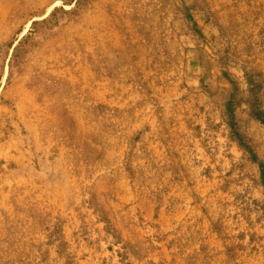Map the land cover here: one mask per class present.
<instances>
[{
  "label": "rangeland",
  "instance_id": "1",
  "mask_svg": "<svg viewBox=\"0 0 264 264\" xmlns=\"http://www.w3.org/2000/svg\"><path fill=\"white\" fill-rule=\"evenodd\" d=\"M243 1L0 0V264H264Z\"/></svg>",
  "mask_w": 264,
  "mask_h": 264
},
{
  "label": "crops",
  "instance_id": "2",
  "mask_svg": "<svg viewBox=\"0 0 264 264\" xmlns=\"http://www.w3.org/2000/svg\"><path fill=\"white\" fill-rule=\"evenodd\" d=\"M242 4H249V0H245L243 2H241ZM241 10H237V20H236V25H235V29L237 30L238 37H240L241 33L243 32V30H248V31H254L255 30V6H251L250 8H241ZM239 14H243V15H250L249 17H247V21H246V26H245V18H240ZM241 46L237 45L236 48V56L237 57H241L242 56V51H241ZM254 50H252L251 53H253ZM260 175H261V179L264 183V166H261V170H260Z\"/></svg>",
  "mask_w": 264,
  "mask_h": 264
}]
</instances>
